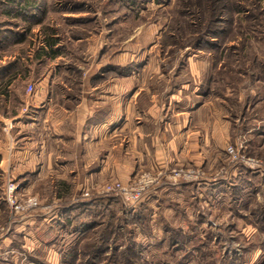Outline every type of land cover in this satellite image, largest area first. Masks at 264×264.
Returning a JSON list of instances; mask_svg holds the SVG:
<instances>
[{
    "label": "rangeland",
    "instance_id": "1",
    "mask_svg": "<svg viewBox=\"0 0 264 264\" xmlns=\"http://www.w3.org/2000/svg\"><path fill=\"white\" fill-rule=\"evenodd\" d=\"M8 1L0 0L4 160L16 150L12 140L18 107L23 109L18 101L11 105L12 96L43 89L46 76L68 75L76 85L83 77H128L121 71L132 63L136 73L148 75L160 65L159 94L166 105L198 86L205 92L206 82L219 99L228 90L232 110L225 114L242 132L234 127L213 167H177L197 170V179L174 180L171 170L140 172L137 178L151 174L157 180L134 205L115 196L83 198L84 186L51 208L24 190L26 180L0 179V264H264V0H38L29 30L28 21L6 16V10L16 13L3 4ZM50 31L60 41L56 60L37 56ZM197 61L213 70L212 77L200 74L199 85L191 69ZM249 103L256 107L246 110ZM231 145L241 162L230 161ZM8 184L16 187L19 204L35 197L40 206L13 211Z\"/></svg>",
    "mask_w": 264,
    "mask_h": 264
},
{
    "label": "crops",
    "instance_id": "2",
    "mask_svg": "<svg viewBox=\"0 0 264 264\" xmlns=\"http://www.w3.org/2000/svg\"><path fill=\"white\" fill-rule=\"evenodd\" d=\"M192 65L195 84L201 83L200 74L212 77L211 63L208 70L198 61ZM157 67L154 75L134 70L119 79L92 82V76L83 77L77 85L68 75L49 81L46 76L45 86L40 84L43 89L16 93L11 105L18 101L23 107H18V136L12 140L16 150L7 161L5 153L0 154V179L26 180L24 190L52 208L84 186L114 179L128 183L140 172L213 167L233 139L234 127L242 132L239 123L225 114L232 110V94L227 90L219 99L212 92V82H206L205 92L199 93L198 86L166 105L159 94L163 75ZM251 93L258 95L255 89ZM255 107L256 103H249L246 110Z\"/></svg>",
    "mask_w": 264,
    "mask_h": 264
},
{
    "label": "built area",
    "instance_id": "3",
    "mask_svg": "<svg viewBox=\"0 0 264 264\" xmlns=\"http://www.w3.org/2000/svg\"><path fill=\"white\" fill-rule=\"evenodd\" d=\"M29 91H32V86L29 87ZM227 153L229 155V159L232 163L241 162V158L239 156L238 151L234 148V146H229L227 148ZM244 159V157H243ZM253 160V159H248ZM171 172V178L174 180L187 178V179H197L201 177L200 173L197 170L188 169H173ZM159 174L163 175L166 172H160ZM160 175V176H161ZM168 175V173H167ZM156 177H153L151 174H144L137 178L134 181L124 183L121 181H109L104 182L103 184L92 187V188H85L81 192V196L83 198H89L96 195H106V196H115L123 200L125 204H136L139 202L144 195L152 188L154 183L156 182ZM9 185V184H8ZM7 200L10 206L15 210L17 213L29 212L30 210L36 209L40 206L37 198L31 197L26 200L23 204H19L15 198L14 193L16 187L14 185L7 186ZM3 229L0 228V236L2 234Z\"/></svg>",
    "mask_w": 264,
    "mask_h": 264
},
{
    "label": "trees",
    "instance_id": "4",
    "mask_svg": "<svg viewBox=\"0 0 264 264\" xmlns=\"http://www.w3.org/2000/svg\"><path fill=\"white\" fill-rule=\"evenodd\" d=\"M0 4H2V2H0ZM3 4H5L6 8L11 9V8H15L16 13L14 15H12L10 13L9 10H6V16L13 20V19H19L21 23L25 24V22H23V20L28 21V30L30 29V26L32 25V22H34V11L37 8L38 5V0H14V1H8V2H3ZM33 13V14H32ZM17 14V15H16ZM202 29L205 28H201L199 31H202ZM209 30L206 29L205 31ZM53 31H50L47 35H45L44 40L41 45V49L38 51V57L41 58H48L51 60H56L57 58L61 57L60 54V41H59V37L52 33ZM18 33V32H16ZM16 33H11V34H15L14 36L16 37L14 40L16 41V43H20L21 40L20 38V34H16ZM18 41V42H17ZM6 42V40H1L0 45L4 44ZM201 44L203 45V41L201 42ZM134 66H129L126 70H122V74H131L133 70Z\"/></svg>",
    "mask_w": 264,
    "mask_h": 264
}]
</instances>
